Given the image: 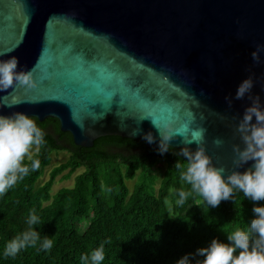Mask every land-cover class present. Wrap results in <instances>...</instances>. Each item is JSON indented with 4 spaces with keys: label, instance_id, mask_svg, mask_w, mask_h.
I'll return each instance as SVG.
<instances>
[{
    "label": "water",
    "instance_id": "water-1",
    "mask_svg": "<svg viewBox=\"0 0 264 264\" xmlns=\"http://www.w3.org/2000/svg\"><path fill=\"white\" fill-rule=\"evenodd\" d=\"M257 44L264 0H0V60L16 57L17 71L32 70L37 84L0 92V115L56 119L83 148L107 136L144 141L148 132L158 142L152 120L189 123L205 129L207 154L227 174L233 145L243 147L231 117L250 102L228 109L224 98L250 74L264 83V63L251 57ZM253 94L264 102L259 83Z\"/></svg>",
    "mask_w": 264,
    "mask_h": 264
},
{
    "label": "trees",
    "instance_id": "trees-1",
    "mask_svg": "<svg viewBox=\"0 0 264 264\" xmlns=\"http://www.w3.org/2000/svg\"><path fill=\"white\" fill-rule=\"evenodd\" d=\"M32 119L44 133L45 143L32 155L40 160V168L0 196V264H81V257L102 243L103 264H176L213 239L227 243L228 233L246 229L254 218V202L241 192L216 208L195 194L183 206L176 205V191L188 187L174 167L177 161L186 163L179 149L170 148L161 156L144 141L118 136L99 138L93 147L83 148L61 131L58 120ZM59 153L69 158L40 184L53 154ZM161 164L165 168L159 180ZM73 177L72 187L53 193L58 180ZM129 181L134 182L132 189ZM260 205L264 201L255 202ZM33 209L40 217L36 230L41 241L47 236L53 247L43 251L38 242L14 258L4 257L5 243L27 229ZM202 260L197 256L192 264Z\"/></svg>",
    "mask_w": 264,
    "mask_h": 264
},
{
    "label": "clouds",
    "instance_id": "clouds-1",
    "mask_svg": "<svg viewBox=\"0 0 264 264\" xmlns=\"http://www.w3.org/2000/svg\"><path fill=\"white\" fill-rule=\"evenodd\" d=\"M11 51V50H9ZM6 52H0L4 55ZM264 44H257L251 53L255 65L264 63ZM19 61L16 57L0 60V92L15 88L34 89L37 87L33 79L32 70L17 71ZM259 83L264 91V83L255 74L243 79L236 88L234 96H225L228 109L234 100L250 102L244 108L242 116L233 115L231 119L237 121L235 132L239 134L243 144L233 145L235 158L234 169L230 173L213 165L204 147L205 129H190L189 123H183L179 128L176 122L168 120L161 127L155 120L153 126L158 130L160 139L157 142L151 132L142 136L148 144L157 143L156 151L159 155L169 152L170 142L177 136H182L181 148L178 155L186 163L177 161L174 167L179 171V180L185 188L176 191L175 204L183 206L189 196L198 195L211 209L216 208L222 201L233 200L236 192L254 202L252 213L254 218L246 229H237L227 234V243L213 239L206 248H199L195 253L182 256L176 264H192L197 256L203 257L196 264H264V205L255 206V202L264 201V102L259 94H253L254 86ZM223 119V117H222ZM190 133V134H189ZM45 143L44 133L36 121L23 112H14L9 116L0 115V196H3L30 172L40 168V160L34 159L31 150H37ZM196 145L193 151L187 145ZM213 143L219 147L223 140L217 138ZM30 161L25 164L24 160ZM251 167L244 172L238 171L248 162ZM40 217L33 209L26 220L27 229L16 235L4 245L2 255L14 258L23 249L35 247L38 242L40 249L49 251L53 247V240L45 236L41 241L36 226L40 224ZM107 243V241L105 242ZM105 249L102 243L89 255L81 257V264H103Z\"/></svg>",
    "mask_w": 264,
    "mask_h": 264
},
{
    "label": "rangeland",
    "instance_id": "rangeland-1",
    "mask_svg": "<svg viewBox=\"0 0 264 264\" xmlns=\"http://www.w3.org/2000/svg\"><path fill=\"white\" fill-rule=\"evenodd\" d=\"M36 151H37V149L34 147V148L31 150V155H33ZM68 158H69V155H68L67 153L53 154V156H52V164H51L50 167L47 168V170H46V175H45V177L40 181V184H43V183L48 179V177H49V172H50V170H51L53 167L57 166V165L60 164V163L65 162ZM25 159H27V157H26ZM164 168H165L164 164H161V165L159 166V169L156 171V174H157L159 180H160V178H161V174H162ZM81 172H82V170H79V171L76 173V175L79 174V173H81ZM73 184H74V177H73L71 180H69V181H60V180H58V181L56 182L54 188H53V193L58 192L61 188L72 187ZM127 184H128V186H129V188L132 189V188H133V185H134V182H133V181H129Z\"/></svg>",
    "mask_w": 264,
    "mask_h": 264
},
{
    "label": "snow or ice",
    "instance_id": "snow-or-ice-1",
    "mask_svg": "<svg viewBox=\"0 0 264 264\" xmlns=\"http://www.w3.org/2000/svg\"><path fill=\"white\" fill-rule=\"evenodd\" d=\"M150 99L147 98L146 95L142 94V100L141 102L144 103L145 106H147V102L149 101ZM183 124V123H182Z\"/></svg>",
    "mask_w": 264,
    "mask_h": 264
}]
</instances>
